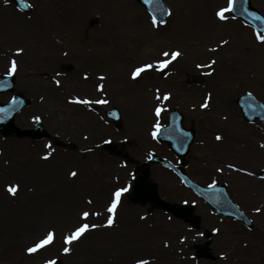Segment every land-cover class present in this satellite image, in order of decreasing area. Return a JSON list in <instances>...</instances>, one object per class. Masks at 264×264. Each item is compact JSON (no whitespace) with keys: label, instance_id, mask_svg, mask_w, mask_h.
I'll list each match as a JSON object with an SVG mask.
<instances>
[{"label":"rangeland","instance_id":"rangeland-1","mask_svg":"<svg viewBox=\"0 0 264 264\" xmlns=\"http://www.w3.org/2000/svg\"><path fill=\"white\" fill-rule=\"evenodd\" d=\"M10 1L13 0L6 4L5 0H0V74L6 71L13 56L18 70L14 75L15 90L0 93V101L7 102L22 92L31 103L15 117V124L22 129H31L37 122L33 118L39 116L50 136L34 141L29 137L4 136L0 132V264H44L46 259L52 258L60 260L61 264H135L137 259H147L149 264H264V255H260L264 250V217L261 222L258 214L249 210L251 196L260 195L256 199L259 202H253L254 208H260L264 203L263 189L256 196L251 192V188H255L253 182L264 185V179H261L264 159H260V153H264V147L260 146L264 143V123L260 120L248 122L236 103L237 98L247 92L264 102V71L259 67L260 59L249 58L239 47L235 61L225 63L222 60L229 88L224 80L220 84L224 88H213L215 79L211 76L209 80L210 69L200 68L185 74V89H195V94L175 92L171 78L179 69L177 64L169 65L167 76L149 70L134 85L146 86L147 82L157 80V86L149 90L150 93L155 94L159 88L161 95L164 92L172 94L165 102L167 111L162 113L160 123L166 125L169 112L177 109L184 115V127L194 129L195 140L184 166L167 143L151 135L152 125L156 122L154 105L158 102L154 98L142 97L149 100L146 106L140 104L143 108L134 109L137 102L133 99L134 93H130L133 88L114 89L108 77V65L97 62L94 66L97 59L93 57L102 53L108 57L105 52L109 44L110 51L122 54L131 66L160 58L161 39L170 37L166 31L174 17L170 0L164 2L171 15L159 27L152 26L150 13L138 0H108V4L107 0L66 1L61 9L64 16L59 15L62 20L51 12L48 15L53 16L46 18V8L52 0H28L31 12L20 11ZM119 1L128 10H119ZM252 4L264 14V0H252ZM212 5L224 7L227 0H216ZM228 15L234 17L232 13ZM135 17L143 27L146 23L153 27L150 31L153 46L146 43L141 51L135 46L136 41L123 47L124 40L118 34L125 24L134 23ZM94 18H98L99 23L91 26ZM232 19L255 37L251 26L239 18ZM32 25L39 31L33 33V27L29 28ZM67 30L69 35L65 33ZM248 33H244L245 38L249 37ZM16 48L24 51L16 55ZM215 48L217 50L212 54L200 58L202 64H207L218 53L220 55V51L224 54L222 47ZM175 49L180 47L172 50ZM104 61L105 58L101 62ZM62 65L70 68L65 70ZM84 73L88 74L87 79ZM100 75L105 77L104 91L109 104L89 107L69 102L70 97L77 96L98 99L101 93L96 91V86L101 83L97 79ZM196 75H202L203 82H196ZM53 77L60 80L59 86ZM145 92L143 89L142 93ZM177 93L181 95L175 96ZM208 93L212 94L208 108H200ZM114 106L122 113L121 127L106 117V110ZM134 112L145 114L144 118L139 114L132 115L134 120L141 117L144 122L142 128L132 129L133 132L127 130L130 125L126 121ZM86 116H89L90 123H81L79 120ZM217 133L227 141H217ZM228 141L238 147L243 156L231 154L230 146L226 144ZM48 144L51 148L45 147ZM48 151L53 153L52 156L42 159ZM152 153L184 167L192 179L203 185H209L213 180L228 185L230 195L252 218L253 227L218 216L194 192L191 196L184 195L181 190L186 186L178 175L162 164L153 163L149 159ZM228 164L246 168L256 175L248 176L230 169ZM144 167L148 169L150 179L157 182L164 202L193 204L194 216L200 220L198 228L191 221L176 218L163 208L135 204L128 199L135 171L143 174ZM218 168L223 171L218 172ZM73 170L77 172L76 177L69 175ZM83 174L85 176L79 179ZM63 179L64 183H60ZM82 182L86 185H81ZM8 184L20 185L16 196L6 191ZM128 185L129 191L123 194L117 210L116 223L110 228L91 230L74 242L71 253L64 254L61 251L63 234L76 223L82 208L91 207L85 203L87 198L91 197L95 205L102 206L115 188ZM170 187H175L180 194L174 195ZM104 219L89 217L88 222L103 224ZM51 226L56 229L54 242L37 253L28 254L25 249ZM205 230L212 232L210 241L203 236ZM181 236L186 239L181 241ZM192 244H209L216 260L199 258L191 248Z\"/></svg>","mask_w":264,"mask_h":264},{"label":"bare ground","instance_id":"bare-ground-1","mask_svg":"<svg viewBox=\"0 0 264 264\" xmlns=\"http://www.w3.org/2000/svg\"><path fill=\"white\" fill-rule=\"evenodd\" d=\"M66 1L73 2L74 0H52L50 6L46 8V13H47L46 18L50 19V17L53 16V15H48V13L50 12L56 13L58 15V16L56 15L54 16L56 18H60L59 15L64 16V13L63 11L61 12V9H64V3ZM90 1L91 0H89V2ZM170 2H171L170 5L172 6V12L174 15V17L170 20L171 23L168 26V30L166 31L170 34V37L161 39L160 49L161 51L167 50L170 52L174 47H178V46L180 47L179 50L182 53L181 57L178 58L176 61L172 62V64L175 65L177 64L179 66V69L177 68L176 73L171 78L172 88L175 89V92H177V90H180L183 92V94H186V92H188V94L196 93L195 89L193 90L191 89V91L185 89V84L187 83L185 74L189 73L190 71H196L200 69L196 67L197 64L200 63L202 64L200 58L203 55L208 56L213 53V51H209L210 49L209 45H211V48H215L217 46L220 48L222 47V49L224 50V54L222 53V51H220L221 54L219 55L218 53V56L214 57V59L216 60V64L212 66L214 71H212L211 74L208 76L209 80L211 76L214 77L215 79L213 82V88L216 89L224 88L220 86V84L223 83L222 82L223 80L227 82L226 85H228L229 78H227L224 74L225 71L223 67V62L226 63V62L235 61L239 47L241 48L239 49L242 52H247V56H249V58L252 59L253 56H255L257 59H260L259 67L261 68V70L264 71V43L257 41L255 37L251 36L248 33V30L246 28H244L241 24H239L230 17L227 21H220L215 16V11L217 8L214 5H212L215 4L216 0H182V2L180 1L181 4L180 2L178 3L176 0H174V2L170 0ZM107 4H108V0H107ZM117 5H121L119 10L122 11L128 10V8H125L123 6V3H121L120 1L118 2ZM132 7L137 8L135 5H133ZM226 15L228 14L226 13ZM60 19L62 20L63 18ZM133 20L134 23L130 21L129 24L124 25V28L121 29L122 31L118 32L120 37H122V39L124 40L122 43L123 47L124 45L125 46L130 45L132 41H136L135 46L139 48L140 51L141 48H143V45H146V43H150V45L153 46L152 40L150 41L151 38L150 31L153 30V27L147 23L143 27L142 24H140V20L138 17L133 18ZM32 27L33 25L30 26L29 28L31 29ZM12 29L16 31V27H13ZM33 29H34L33 33L39 31L36 30L34 27ZM65 33L66 35H69L70 31L67 30ZM244 33L246 34L248 33L249 37L245 38ZM44 34L45 33L42 32V37H44ZM221 40H226L228 41V43L224 45H220ZM100 50H102L103 52L102 48H100ZM150 52H153V50H150ZM105 53H107L108 57H106V55L103 53L101 54L102 56L99 54L100 57L93 56L97 59V61H94V66L97 62H99L101 65L102 64H105L106 66L108 65V77L111 81L110 84L114 89H118L117 91H123L121 89L125 87L133 88L130 93H134L133 99H136L137 102L136 103L137 105L134 104L133 106L134 109L137 108L140 109L139 106L142 107L140 104H145L144 106H146L149 100L143 99L142 97L148 99L150 98L155 99V94L150 93L149 90L155 89V87L157 86V80L147 82L146 86H139V87L134 86L135 84H138V82L140 81V78H137L136 80H132L131 78L132 68L136 67V64L135 66H131V64L128 63L127 60H125L122 54L120 55L119 53L115 54L114 52H111L109 48V44H108V51H106ZM111 54L112 56H110ZM103 58H105V61L101 62ZM88 62L90 63V61ZM156 77L159 79L158 76ZM227 88H229V85L227 86ZM143 89H146L145 94L142 93ZM179 95H181V93H177L175 96L179 97ZM135 114L136 115L139 114L144 118L143 114L145 113H140V112L131 113V119H128V121H126V123L130 125V127L127 126V130L139 129L138 127L142 128L144 126V122L142 123L143 119L141 117L138 118L137 120H134L132 118V115ZM79 121H81V123L83 122L90 123L89 116H86L85 119H81ZM98 128L99 126L97 127V129ZM142 132L143 131H140L139 133ZM231 139L234 140L235 138H231ZM222 141H227V140L224 139ZM226 144L230 146L229 147L230 151L231 150L239 151L238 153L241 156H243V153L242 154L240 153L238 147L233 146L231 142L228 141L226 142ZM260 156H261L260 159H264V153L261 152ZM245 160H248V157L247 159L245 158ZM95 175L96 174H94V176ZM83 176H85V174L79 175V179ZM79 182L80 180L78 181V183ZM60 183H64V179L61 180ZM253 183L255 185V188H251V192H253L255 189L256 190L261 189V185H262L261 182L258 183L255 181ZM81 185H86V183L82 182ZM170 188L174 191L177 190L175 187H170ZM254 201L257 200L251 196L249 202L252 203ZM257 217H259V220L262 222L261 218L264 217V212L257 215ZM260 255H264V250L261 252Z\"/></svg>","mask_w":264,"mask_h":264},{"label":"snow or ice","instance_id":"snow-or-ice-1","mask_svg":"<svg viewBox=\"0 0 264 264\" xmlns=\"http://www.w3.org/2000/svg\"><path fill=\"white\" fill-rule=\"evenodd\" d=\"M144 2L145 3H152L153 0H144ZM5 3L7 4L8 0H5ZM235 5H236V0H227V6L218 7L215 11V16L220 21H227L229 19V15H226V13L230 14V13L234 12L236 10ZM26 6H30V5H26ZM160 12L162 15H171V10L167 9V8H161ZM251 15L255 16V13H251ZM232 18H235V17H232ZM256 19L259 20V19H264V18L257 16ZM164 23H166V21L163 19H159L156 15H153L151 17V24L153 27H159L160 24H164ZM254 35H255V39L257 41L264 43V34H261L259 29H254ZM227 43H228V41H226V40L220 41V45H224ZM216 50H217L216 48H210L209 49V51H213V52ZM23 51L24 50L22 48H16L15 54L19 55ZM66 54L67 53H65V55ZM181 55H182V53L179 49L172 50L171 52H169L167 50H162L160 52V58L155 59L152 62L142 63L139 66L134 67L131 71V78H132V80H136L137 78H141L142 74L147 73L149 70H156V71L163 73V75L167 76L169 74V72L166 71V69L169 68V65H171L173 61H176L178 58H180ZM214 64H216V60L211 59L208 61L207 64H197L196 67L197 68H208V69H210V71L208 73L210 75L211 72L214 71V69L212 68V66ZM17 70H18V63H17V60L15 59V57L13 56L9 60L7 67H6V71L3 73V75L13 76L17 73ZM84 78L85 79L88 78L87 73H84ZM97 79L99 81H101V83H98L96 86V91L101 93V95L98 99L93 100V99H89L87 97L82 99V98L77 96V97H70L69 102L81 104V105H86L89 107H91V105H93V104H98V105L109 104L110 101L106 98L107 93L104 91L105 86L103 84V81L105 80V77L103 75H100L97 77ZM53 80L57 86L60 85V80L56 79L55 77H53ZM171 95L172 94L170 92H164L163 95H161L159 88H157L155 90V100L158 103H156L154 105V114L156 117V122L152 125L153 131H152L151 135L153 136V138H155L158 135L159 130L163 127V125L160 123V117H161L162 113L167 111V108L165 107V102L170 100ZM248 95L251 96L252 93L249 92ZM211 98H212V94L208 93L204 98V102L201 103L199 105V107L200 108H208ZM0 111H5V110L0 109ZM109 115L116 116L117 113L113 111V112H110ZM33 119L39 121L41 119V117L36 116ZM225 119H227V117H225ZM215 139L217 141H221L223 139V137L219 133H217L215 135ZM260 146L264 147V143H261ZM45 147L51 148V145L48 144V145H45ZM52 154L53 153L51 151L45 152V154L41 158L44 160H47V159H49V157L52 156ZM149 159H151V156H149ZM227 167L230 169L245 173L248 176H255L256 175L254 172L248 171L246 168H238L235 164H228ZM217 171L222 172L223 169L218 168ZM69 175L71 177H76L77 172L75 170H73L69 173ZM261 179H264V177H261ZM216 183L217 182L215 180H213L212 183L209 184V188L214 187L216 185ZM5 187H6V191L11 196H16V194L18 193V190L20 188V185L19 184H8ZM129 188H130V185L115 188L114 191L111 192V195L109 197L108 202L102 206L95 205L94 201L91 197L87 198L85 203H86V205L91 206V207L82 208L78 212V219H77L76 223L73 224L70 228H68V230L66 232H64V234H63V247H62L61 251L64 254L71 253L72 246H73L74 242H78L85 234H87L88 232H90L93 229H98L101 227H105V228L112 227L116 223L117 210H118L119 206L121 205V198H122L123 194H125L129 191ZM193 203H194V201H193ZM253 211L256 213H259V212H261V209L259 207H257V208H254ZM89 217H105V219L103 221V224H99V223L88 222ZM141 219H145V217L141 216ZM169 219H171V217H169ZM213 231H219V229H213ZM55 235H56L55 226L49 227L48 230L46 231V233L43 234L41 238H38L37 240H35L31 246H29L25 249V251L28 254H33V253H37L38 251H40L42 249H45L47 246H50L54 242ZM198 235H202V233H198ZM180 239H181V241H183L186 239V237L181 236ZM167 246H168V242L165 241V247H167ZM221 255L223 256L224 254L221 253ZM44 264H57V259L56 258L46 259L44 261ZM135 264H149V261L147 259H137L135 261Z\"/></svg>","mask_w":264,"mask_h":264},{"label":"water","instance_id":"water-1","mask_svg":"<svg viewBox=\"0 0 264 264\" xmlns=\"http://www.w3.org/2000/svg\"><path fill=\"white\" fill-rule=\"evenodd\" d=\"M19 5L23 8H27V4L23 0H17ZM146 8L151 12L152 15H156L159 19L166 20L168 15H162L160 12L161 8H167L163 0H153L152 3H145L144 0H139ZM168 9V8H167ZM235 11L233 12L235 16L241 17L247 22L253 24L256 29H259L260 32L264 31V19H256L257 16L264 18L262 14L254 10L251 7L250 0H236ZM255 13V16L251 15ZM197 79H201L198 77ZM13 88V77L11 76H0V91L11 90ZM26 103V104H25ZM28 101L23 99L21 96H17L11 102L7 104L0 103V109L5 111H0V131L5 135H18V136H27L30 135L33 139L38 140L47 136V133L42 129V126L39 124L35 130H20L16 125H14L15 115L21 111ZM238 104L241 107V110L249 121L259 118L264 121V103L257 98L255 95L249 96L248 94L242 95ZM116 112V116L109 115L110 112ZM107 115L113 119L114 122L120 124L121 116L120 112L113 108L108 110ZM183 115L176 109L170 112V120L167 126L162 127L159 134V138L163 141H168L171 144V147L183 158L189 151L190 144L194 137L193 129H186L182 125ZM162 162L167 166L174 168L181 177L184 178L186 183L192 186L199 194L210 199L215 207H217L219 212H222L226 215L233 216L235 218L242 219L251 226L252 223L248 217L240 211V209L230 200L228 197L226 188L222 184H216L214 187H204L198 183L193 182L180 167L174 166L168 160L153 157V162ZM148 174L145 175L147 177ZM130 198L135 202L147 203L155 202L157 205H162V201L158 197L156 184L147 183L144 177L136 178L134 182V192L129 195ZM225 197L226 199H222ZM226 202V209L220 210L218 206L223 202ZM167 209L171 212H174L179 217H185L187 214H191L190 208L186 205H170L167 206ZM209 247L208 246H196L199 256L209 257ZM57 264H61L60 261H57Z\"/></svg>","mask_w":264,"mask_h":264},{"label":"flooded vegetation","instance_id":"flooded-vegetation-1","mask_svg":"<svg viewBox=\"0 0 264 264\" xmlns=\"http://www.w3.org/2000/svg\"><path fill=\"white\" fill-rule=\"evenodd\" d=\"M238 152H239V151H233V150L230 151V153H231V154H234L235 156L239 155ZM236 153H237V154H236ZM240 153H241V152H240ZM231 182H232V184L234 185V182H233V181H231ZM262 189H263L262 192H264V185H261V189H259V190H254V191L252 192L253 195H255V196H256V194L259 195V192H258V191H260V190H262ZM170 191H173V194H174V195H179V194H180L178 190L174 191V190H171V189H170ZM182 191H184V192H183L184 195H186V193H188V196L193 195V193H192L193 191L190 190V189H185V190H182ZM195 195H196V194H195ZM196 196H197V195H196ZM259 197H260V195H259ZM259 197H256L255 199H257V198H259ZM195 198H196V197H195ZM254 202H259V199H258L257 201H254ZM204 203H205V202H204ZM205 204H206V203H205ZM254 204H256V203H254ZM206 205H207V204H206ZM206 207H207V206H206ZM250 207H251V208H249V210L252 211V212H254V211H253V209H254L253 202H252V204H250ZM260 209H261V212H259V213L264 212V203L261 205ZM254 213L259 215V213H256V212H254ZM198 220H199V218H198Z\"/></svg>","mask_w":264,"mask_h":264}]
</instances>
